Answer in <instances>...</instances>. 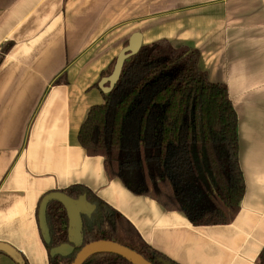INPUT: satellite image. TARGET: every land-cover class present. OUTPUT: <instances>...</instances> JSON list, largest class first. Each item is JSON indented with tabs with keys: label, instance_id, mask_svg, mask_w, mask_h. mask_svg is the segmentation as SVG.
Listing matches in <instances>:
<instances>
[{
	"label": "crops",
	"instance_id": "0c3cea01",
	"mask_svg": "<svg viewBox=\"0 0 264 264\" xmlns=\"http://www.w3.org/2000/svg\"><path fill=\"white\" fill-rule=\"evenodd\" d=\"M200 52L238 114L246 190L227 225L180 211L110 179L78 140L99 81L130 37ZM0 264H49L38 206L85 186L178 264H258L264 249V0H0ZM105 75H102L104 74ZM65 75L68 83L55 85ZM21 260H18V259Z\"/></svg>",
	"mask_w": 264,
	"mask_h": 264
},
{
	"label": "trees",
	"instance_id": "16d2710c",
	"mask_svg": "<svg viewBox=\"0 0 264 264\" xmlns=\"http://www.w3.org/2000/svg\"><path fill=\"white\" fill-rule=\"evenodd\" d=\"M199 61L198 49L168 39L143 45L125 61L112 91H102L104 103L91 107L78 140L89 156L104 158L110 179H120L132 192L184 213L195 226L227 225L240 212L246 190L238 114L227 85L211 81ZM67 83L65 75L54 81ZM63 192L72 198L86 194L97 208L92 218L84 217V243L68 257L50 256L49 264H70L84 244L101 239L121 243L153 263L163 258L178 264L85 186ZM47 220L52 239L46 245L51 251L68 242L69 218L60 202L49 203ZM84 264L132 263L101 252ZM258 264H264V249Z\"/></svg>",
	"mask_w": 264,
	"mask_h": 264
},
{
	"label": "water",
	"instance_id": "95a60500",
	"mask_svg": "<svg viewBox=\"0 0 264 264\" xmlns=\"http://www.w3.org/2000/svg\"><path fill=\"white\" fill-rule=\"evenodd\" d=\"M143 46V37L140 32L134 33L128 44L119 52L115 65L108 76H104L99 81V87L104 93H109L117 84L124 63L131 56L138 53ZM51 201L60 202L67 211L69 218L68 242L55 246L51 249V256L68 257L72 255L77 246L84 243V217L92 218L96 211V204L87 199L83 194L78 198H72L62 191H54L46 194L39 206V222L43 238L47 244L51 243V232L47 220V208ZM101 252L115 253L130 261L132 264H173L169 260L159 259V263H153L146 259L137 251L113 240H96L84 244L76 253L74 260L70 264H84L93 254ZM18 260H21L20 258ZM20 263H23L21 260Z\"/></svg>",
	"mask_w": 264,
	"mask_h": 264
},
{
	"label": "rangeland",
	"instance_id": "374dc122",
	"mask_svg": "<svg viewBox=\"0 0 264 264\" xmlns=\"http://www.w3.org/2000/svg\"><path fill=\"white\" fill-rule=\"evenodd\" d=\"M114 65H115V64H114ZM113 68H114V67H112V70H113ZM110 73H111V71H110V72H108V75H109Z\"/></svg>",
	"mask_w": 264,
	"mask_h": 264
}]
</instances>
